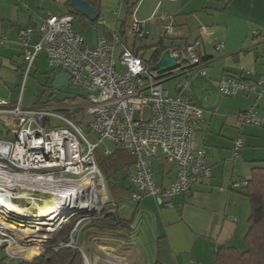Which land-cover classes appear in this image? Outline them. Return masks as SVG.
<instances>
[{"label":"built area","instance_id":"obj_1","mask_svg":"<svg viewBox=\"0 0 264 264\" xmlns=\"http://www.w3.org/2000/svg\"><path fill=\"white\" fill-rule=\"evenodd\" d=\"M72 23L69 14L49 13L40 17L34 28L19 31L23 79L28 77L37 56L44 53L49 67L68 74V86L83 94L84 112L89 117L86 127L94 141L85 134V123L74 115L63 114L58 107L24 106L21 93L14 104L0 99V121L7 134L6 138H0V194L30 209L24 216L11 212L0 215V247L24 244L26 241L20 236L23 232L29 230L36 235L33 232L44 225L52 229L57 224L59 231L72 217L77 219L73 227L76 236L82 224L101 217L112 204L107 183L95 161V151L102 142L112 143L134 157L133 171L127 181L134 190L130 201L135 204L152 197L159 205L171 209L173 198L191 193L211 176L205 149L194 151L191 145L193 134L200 130L202 110L190 97L188 78L176 88V95L171 96L163 87V77L139 56L123 48L116 57L115 47L119 43L116 37L111 40L101 37L94 47H88L82 36L75 33ZM145 26L146 22L135 20L129 27V36L135 39L147 36ZM173 30L174 20L163 19L161 34L170 37ZM3 43L1 38L0 46ZM198 46L196 40L184 47L186 75L190 70L206 75ZM222 48V44H216L217 51ZM172 56L177 59L178 55ZM22 89L23 85L20 92ZM217 90L223 97L241 91L262 101L261 114L255 102L238 119L240 125L264 129L263 77L245 82L224 76L217 82ZM51 120L59 121L60 126L52 125ZM242 146V139L237 138L233 144L234 157ZM158 152L163 162L175 171L174 179L165 187L158 186L154 179L153 160ZM103 154L107 156L110 151ZM246 185L247 181L242 180L231 183L229 188ZM68 190H73V208L63 207L58 214L50 210L46 215L37 214L32 206L33 202L46 205L45 200H53ZM26 194L30 196L23 197ZM6 254L8 261L19 259L8 250Z\"/></svg>","mask_w":264,"mask_h":264},{"label":"crops","instance_id":"obj_2","mask_svg":"<svg viewBox=\"0 0 264 264\" xmlns=\"http://www.w3.org/2000/svg\"><path fill=\"white\" fill-rule=\"evenodd\" d=\"M88 1L89 4L94 2L90 5L99 14L94 22L73 11L70 0H0V39H4L0 46V99L14 104L21 93L22 103V85L24 88L32 72H38L35 64L41 54L34 60L28 77L23 79L19 31L35 27L42 16L69 14L73 17V30L82 36L88 47H94L101 37L106 40L116 37L119 40L115 47L116 57L127 48L140 58L148 50L151 55L152 47L160 41L163 19H173L174 34L164 40V44L171 55H178L177 72L188 78L190 97L202 110L200 130L193 134L191 145L194 151L205 149L211 176L191 193L173 198L171 209L159 205L152 197H145L136 204L130 201L132 208L128 220H131L133 236L127 251L135 264L137 255L141 256L137 261L140 264H151L155 253V260L163 264H214L215 252L220 247L244 251L249 201L240 189H230L229 185L248 180L255 164L264 161V132L240 125L238 119L239 114L255 102L259 105V114L263 104L247 92L223 97L217 90V82L224 76L245 82L264 78V0ZM76 19L81 33L74 28ZM135 20L146 22L147 36L132 37L130 45L128 30ZM36 38L35 35L33 42ZM144 40L149 43L146 45ZM196 40L205 76L196 70H190L188 75L182 71L186 65L184 47ZM218 43L223 46L221 51L216 50ZM44 60L47 62L45 55ZM58 74L52 68L46 72L48 87L52 88ZM176 93L177 89L171 96ZM69 96L78 99L73 93ZM77 105L70 100L65 105L55 103L51 107H58L63 114L72 116L84 110L85 105ZM237 138L242 139L243 146L234 157L233 144ZM156 158L161 160V154ZM174 177L173 169H162L159 182L155 183L165 187ZM145 246L149 249L143 252Z\"/></svg>","mask_w":264,"mask_h":264},{"label":"trees","instance_id":"obj_3","mask_svg":"<svg viewBox=\"0 0 264 264\" xmlns=\"http://www.w3.org/2000/svg\"><path fill=\"white\" fill-rule=\"evenodd\" d=\"M84 1L89 2L88 0ZM90 4L94 5V2L92 1ZM170 38L161 34L160 41L152 47L153 51L150 58H141L143 62L149 67L154 68L161 54L167 50L164 40ZM182 71H184V68ZM69 95L72 94L70 93ZM69 95L61 100L53 99V101L59 105H65L70 100H74V97L72 99ZM73 95L83 98L79 94ZM3 137L6 138L7 134L5 133ZM97 151H95L96 165L107 183L111 197L119 199L124 195L130 201L132 188L119 187L118 180H127L131 173L130 170L134 165V157L129 155L126 150L118 148V146L107 156L101 154V157H96ZM110 180H113L114 184H111ZM246 181L247 185L240 188L247 197L250 206L248 229L244 236L245 250L240 252L235 247H220L215 252L214 264H264V161L255 164L251 169L250 178ZM114 188L116 189L113 193ZM132 236L131 220L118 215L117 207L114 206L112 200L111 206L102 212L99 219L86 222L80 226V230L76 234V245L88 248L92 242L104 245L115 242L129 246ZM40 254L38 253L35 256H39ZM29 257L32 258V256H25L21 259L29 260ZM4 260L5 258L0 261V264H4ZM19 262V264H83V258L78 250L72 247H65L59 250H47L42 256L34 259L32 262L27 263L22 260ZM151 264L163 263L155 260Z\"/></svg>","mask_w":264,"mask_h":264},{"label":"rangeland","instance_id":"obj_4","mask_svg":"<svg viewBox=\"0 0 264 264\" xmlns=\"http://www.w3.org/2000/svg\"><path fill=\"white\" fill-rule=\"evenodd\" d=\"M74 28L77 32H80V33L82 32V30L80 28L79 20H77V19L75 20ZM167 37H169V36H167ZM148 40H150V42L155 41L153 39L152 40L148 39ZM148 40H144L146 45H147V43H149ZM132 42H133L132 37H129L130 45H132ZM141 53H143V52H141ZM43 54L44 53H41V55L39 56V58L35 64V65H38V67H39L38 72L37 73L32 72L29 79H27L28 81L26 80L25 86L22 90V93H23L22 94V98H23L22 104L24 106L36 105V106H48L49 107V106L55 105V102L53 101V99L61 100L62 98L69 95L70 93L71 94L72 93L73 94H79L80 96H82L83 94L75 91L74 89L70 88L69 86L63 87L59 90H55L52 92L50 91V90H52V88L48 87V85H49L48 80L45 76L46 72L50 71V68H49L47 62L44 60ZM143 57H145V59H149L150 58V51L148 50L145 54H143ZM118 71L123 73L124 69L118 68ZM179 73L180 72H177V70H173L172 72H170L168 74V77L166 76V78L164 80L165 82H163V87L168 89L170 95L175 93L176 88H178L180 85H182L183 82L186 80V76L180 75ZM51 94H53V95H51ZM73 101L78 104L77 106H84L85 105V100L82 97L81 98L78 97L77 100H73ZM262 104H263V102H262ZM259 114H261V110H260ZM146 115H147V109L144 110V116H146ZM74 118L78 119L80 122L85 123L84 132H85V134L88 135V137L91 141L92 140L94 141L93 135L90 133L89 129L86 127V124L89 121V117L84 113V110H81L80 112L75 113ZM80 119H82V120H80ZM51 124L56 126V127L60 126V122L55 121V120H51ZM247 126H251V125H247ZM252 127H255V126H252ZM255 128H258L259 130L264 132L263 128H260V127H255ZM5 131H6V128L4 126V123H3V121H0V138H3V136H5ZM115 147L116 146L114 144L109 143V142L100 143L99 147L97 149L98 151H97L96 157H101L100 155L103 154L104 151H106V150L113 152L115 150ZM118 148H120V147H118ZM159 153L160 152H158V154ZM158 154H157V156H158ZM168 168H169L168 165H166L162 159L159 160L156 158L153 160V172L155 175L154 179H155L156 183L159 182L162 169L164 171H166V170H168ZM118 185H119V187H123V188L128 187V183L126 182L125 179L124 180L119 179ZM115 189L116 188H114L113 193L115 192ZM112 196H113V194H112ZM111 199L113 200L114 206L117 207L118 215L121 216L122 218L130 219L129 212L132 208V203L130 201H128L127 196L122 195L119 199H117V198L114 199L113 197H111ZM76 220H77L76 218L72 217L68 221V223H66V225L60 229V231H56L55 234L53 235V238H52L53 242L45 244L44 250H59V249L65 248L64 246H68V245L72 246V247H78L76 245L77 244L76 240L74 239V241H73V227L76 223ZM247 227H246L245 231H247ZM77 233L78 232H75V234H77ZM66 240H68V241L66 242ZM24 244L20 243V245H24ZM146 246L144 249H142L143 252L145 251V249H149V247H146ZM78 248L82 252L81 253L79 251V249H77L83 258V264L87 263L85 261V258L87 259L89 264H102V261H106L109 256L112 257L115 262H118L120 264H135V263H132V261H131L132 254L127 251V249H129V246H126V245H123L120 243L112 242L111 244L104 245V244H101L98 242H92L89 244L88 248L87 247H85V248L78 247ZM7 250L10 254H11V252H13V250H11L10 248H6V247H2V246L0 247V261L5 258L4 264H19L20 263L19 259L8 261V256L6 254ZM38 253L39 252L34 251V252H31L30 254L28 253L29 254L28 256H32V258H34V256L37 255ZM141 253H142V251H141ZM32 258L29 257L28 259L30 260ZM140 258H141L140 255L135 256L134 262H136L137 264H140V262H137ZM155 259H156V253L154 254V259L152 260V262H154Z\"/></svg>","mask_w":264,"mask_h":264},{"label":"bare ground","instance_id":"obj_5","mask_svg":"<svg viewBox=\"0 0 264 264\" xmlns=\"http://www.w3.org/2000/svg\"><path fill=\"white\" fill-rule=\"evenodd\" d=\"M26 196H30V195L26 194L23 197H26ZM104 199L105 198H103V200ZM44 203L46 205H43V206H38L36 202L32 203V206L36 210L37 214L49 215L51 211L52 212L54 211L56 214H58L59 210H61L63 207L69 206L73 208V190H68V192L60 194L58 196L56 195L53 198V200H50V201L45 200ZM48 207L49 209H46ZM8 212L9 213L11 212L12 214H16L17 216H24V215H27L28 212H30V209H26L25 207H22L11 201H8L4 198L3 195L0 194V215L6 214ZM56 226L57 224H53L52 229H50L48 225H44L40 227L39 230H36L33 232L37 236L32 234V231H29V230L26 232H23L24 235L22 234L23 236L22 235L20 236L23 239H25L26 243L24 245L10 243L8 248L13 250L11 254L15 257L23 258L25 256H28L31 252H34V251L42 253L45 248L44 245L47 243L53 242L51 235L56 232V228H57ZM86 264H89V262L87 261ZM102 264H119V263L115 262L114 259L109 256L106 261H102Z\"/></svg>","mask_w":264,"mask_h":264},{"label":"water","instance_id":"obj_6","mask_svg":"<svg viewBox=\"0 0 264 264\" xmlns=\"http://www.w3.org/2000/svg\"><path fill=\"white\" fill-rule=\"evenodd\" d=\"M70 7L73 11L77 12L78 14H81L85 16L88 20L94 22L98 19L99 14L98 12L89 4V2L84 0H70L69 3ZM34 27V26H32ZM180 67L179 62L177 59L170 54L168 50L164 51L161 56L159 57L158 62L154 66V70L163 77L166 74H169L173 70H177ZM69 84V76L66 73H60L55 76L53 82H52V88L54 90H59L63 87H67ZM111 184H114L113 180H110ZM132 191H134L132 189ZM76 236H73V239H75ZM64 247H72V246H64ZM74 249H78L77 247H72ZM47 250H44L39 256H35L34 258L30 260H24L19 258V260H22L23 262H31L34 259L42 256ZM80 251V249H79ZM81 252V251H80ZM82 253V252H81ZM85 261L87 262V259L85 258Z\"/></svg>","mask_w":264,"mask_h":264}]
</instances>
